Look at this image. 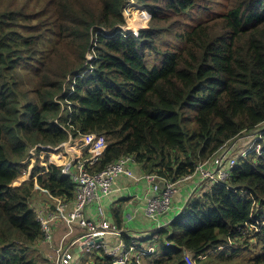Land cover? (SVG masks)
I'll return each mask as SVG.
<instances>
[{"label":"trees","instance_id":"trees-1","mask_svg":"<svg viewBox=\"0 0 264 264\" xmlns=\"http://www.w3.org/2000/svg\"><path fill=\"white\" fill-rule=\"evenodd\" d=\"M253 131L260 149L145 238L144 264H264V0H0V264L43 260L34 193L73 199L51 147L103 134L92 171L132 154L176 179Z\"/></svg>","mask_w":264,"mask_h":264},{"label":"built area","instance_id":"built-area-1","mask_svg":"<svg viewBox=\"0 0 264 264\" xmlns=\"http://www.w3.org/2000/svg\"><path fill=\"white\" fill-rule=\"evenodd\" d=\"M255 140L256 137L248 149L240 152L241 156H245L248 150L260 149V144ZM79 141L77 152L67 158L65 167L61 169L74 184L73 199L66 201L56 197L51 202L46 200L45 205L35 209L32 207L40 224L42 241L52 251L47 256L49 264H96L104 257L108 258V262L103 264H144V256L153 253L155 248L145 239L128 235L122 225L112 221L109 209L104 206L106 200L122 189L116 183L117 178L124 176L148 184L143 211L147 218L155 221V231L168 222H160L158 218L173 207L172 198L182 185L191 183L189 199L200 190L202 182L228 178L229 170L235 164V157L229 156L232 149L224 145L215 156L199 162L192 172L176 179L164 178L156 172L134 174L132 166L137 160L132 154L122 155L107 163L103 169L92 171L91 168L98 162L94 153L105 146V137L103 134L89 133ZM174 208L177 209L170 219L183 210L184 202ZM128 216L125 214L126 218ZM59 225L62 226V233L55 241L54 232ZM122 232L130 237L129 242L124 241ZM145 243L149 246L146 247ZM96 254L100 255L98 259Z\"/></svg>","mask_w":264,"mask_h":264},{"label":"crops","instance_id":"crops-1","mask_svg":"<svg viewBox=\"0 0 264 264\" xmlns=\"http://www.w3.org/2000/svg\"><path fill=\"white\" fill-rule=\"evenodd\" d=\"M132 169L136 175H140L145 172L144 168L139 163L134 164ZM116 183L122 187L120 193H114L110 199L105 201L106 203H109V212L111 214L110 218L112 221L115 220L113 211H119V215L121 217L120 225L123 226L125 232L128 235L136 239H142L143 237L147 238L151 235L153 228H155V221H151L149 218H147L143 211L145 204L144 193L146 192V189H148V184L143 180H140V182H135L132 178L124 176L118 177ZM190 187L191 183H185L179 188L178 192L172 198L173 207L170 209V211L165 212L158 218L160 222H167L174 215L175 209H177L174 207L177 205L181 206L180 200L182 195L185 192H189ZM130 194L132 196H130ZM124 212L126 217L129 215L128 218L124 216ZM126 219L128 221H126ZM61 233L62 226L59 225L54 232L55 241L58 240ZM40 245H45L49 249L48 254H45L44 251L42 252L44 254V258L49 264L47 256L52 254L50 246L44 243L42 239Z\"/></svg>","mask_w":264,"mask_h":264},{"label":"rangeland","instance_id":"rangeland-1","mask_svg":"<svg viewBox=\"0 0 264 264\" xmlns=\"http://www.w3.org/2000/svg\"><path fill=\"white\" fill-rule=\"evenodd\" d=\"M129 6H131V5H129ZM147 14H149V13L147 12ZM123 15L125 16V19H126V26H128V24H129V20L128 19L130 18V15L129 16L125 15L124 9H123ZM149 19H150V15H149L146 23H144V22H136V21H132V20H130V22L132 23L133 27H139L140 25L144 24L143 25V28H144L147 25ZM126 29L127 28H125L124 30L126 31ZM163 38L166 41H169L170 43H172V41L174 39V35L172 33H166V34H164ZM256 134L257 133L255 131L250 132L249 134L244 133L243 135H241L238 138H236V139L232 140L231 142H229L227 144V146H226V147H230V149H232V151L229 153V155L230 156H238V155H240V152L248 149L249 146L254 143V138L256 137ZM79 140H80V138H76L74 140H72L70 138L66 142H64L61 145H59L58 147L53 148V150H55V151H53V155H55V157L54 158L50 157V158L54 159L56 164L58 166H60L61 169H63L65 167V163L67 161V158H70L71 156H74L75 153L77 152L79 144H80ZM28 154L29 155H27L26 158L22 160V163H28L29 162V165H28V167L23 168L25 170V173H24V175L22 177L19 178L18 182H20L22 180L23 181L24 180H28L30 178L29 174H30V171H31V167H32V164L34 163V161L36 160V155H34V157H33L34 147L30 148ZM43 156H45V154L42 153L41 156H40V159ZM47 156H49V155H47ZM202 183H204V182H202ZM201 189H203L202 185L200 186V191L199 192L202 191ZM189 196H190L189 192H185L182 195L180 203L183 204V202H184V204H185L187 202V199H188ZM46 203H47V201L45 200V195H44V193L41 190L36 192V193H34L32 195V198L29 200L30 206L33 207L34 209L37 208V207H40L42 205H45ZM104 206L107 209H109V203L104 204ZM177 207H178V205H177ZM124 216H125V214H124ZM151 221H154V220H151ZM142 239H145V238L143 237ZM146 241L150 243V239H146ZM233 243H235V242H233ZM145 246L148 247L149 244L145 243ZM37 248L41 251V253L43 251H44L45 254L49 253V249L45 245L38 244ZM221 251H222V248H219L217 250H210V252L205 257L201 256L200 259L213 260V261L217 262L216 264H246V263H244V257L242 255H238V256L237 255H232V253L230 251L226 254L225 258H227V257H229L231 255V257L233 258L232 261L225 262V263H223V262L222 263L221 262L218 263V261L216 259V255H217V253H219ZM93 254H95V253H93ZM44 260L45 259L43 257V260H41L40 264H48V262H46L47 260L46 261H44ZM192 261L194 263H196L195 259L190 258L189 262L191 264H192Z\"/></svg>","mask_w":264,"mask_h":264}]
</instances>
